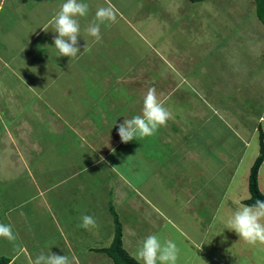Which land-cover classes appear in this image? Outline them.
Here are the masks:
<instances>
[{
  "label": "crops",
  "instance_id": "0c3cea01",
  "mask_svg": "<svg viewBox=\"0 0 264 264\" xmlns=\"http://www.w3.org/2000/svg\"><path fill=\"white\" fill-rule=\"evenodd\" d=\"M86 2L90 5V15L81 20L82 26L94 18L98 7L111 6L117 19L115 22H107L101 26L102 39L107 30L117 33L115 27L118 21L123 20L128 28L126 33L129 35V41H134L133 34H135L137 40L139 37L142 42H147L152 47L156 46L153 47V52L160 54L158 51L162 48L153 41L154 37L139 29L138 19L135 16L123 14L117 0H86ZM7 3L8 0H0V20L7 12L14 18L11 20L13 22L10 18L8 21L4 20L6 25L2 26L3 30L8 31L15 25L16 31L20 28L21 30L16 37H12V43L7 42L4 37L0 42V52L3 53V56L0 55V71L5 72L3 78L5 84L3 87L0 86L2 89L0 93L3 97L11 93L16 94L18 98L13 103L34 104L37 100L40 105L36 107V111L45 110L42 121L49 131L47 137L54 134L49 139L54 143L53 146L50 145L54 154L53 157L50 156L48 162L37 161L36 155L32 158L24 155V150L35 152L36 149L40 151L43 148L38 140H35L32 148L21 143L31 133L29 122L32 120H27L26 116H23L25 120L18 127H14L20 130L19 133L7 134L11 145L7 150L17 152L18 160L12 164L26 169L37 183L43 182L45 167H42L49 166V176L54 181L50 185V207L51 211H54V224L57 228L64 229L62 224H66L67 228L64 230L67 232L80 229L83 233L82 241L88 236V241L95 242L92 244L88 242V247H93V250L107 248L113 243L115 236L113 210L122 225L123 247L133 258L146 236L159 234L164 240H177V245L191 247V254L188 256L192 259L190 264H200L201 259L202 262L210 259L215 264H255L257 259L254 261L251 258L254 253L260 257L257 264H264V245H249L239 240L236 233L228 230L212 240L208 236L210 231L221 233L224 230V226L218 223L214 229L211 228L218 212L222 210L228 213L237 204L251 199L249 177L260 155V142L258 141L259 149L254 147L257 156L249 167H244L243 162L249 143L242 131L235 133L237 131L234 130L233 124L224 122L213 103L203 98L206 95L200 88L201 78H197V83L193 82V87L197 92L200 89L202 101L205 103L203 107L206 111L212 110V114L205 111L202 114H195L194 111L184 110L185 115L188 119L194 115L192 119L194 120L205 114L203 117L206 118L205 123L212 116L218 117L217 119L223 123L222 128L240 140L241 151L237 152L233 146L229 149V145L225 147L217 144V136H208L199 141L203 125L183 123L186 119L180 117L177 109L168 103L169 96L178 91L176 85L167 82L162 84L167 90L163 89V86H155L153 82L146 80L144 70L136 74L135 62L126 74L121 72L115 74L116 66L125 59L124 57L121 60L119 56L125 53L118 51L107 55V66L105 59L98 57L102 52V48L98 46L102 39L94 42L93 38L86 37V42L81 37L79 46L82 53L78 59L71 62L68 57H57L56 51L49 46L53 45L55 35L51 31L50 21L59 10L61 0H13L8 8ZM128 17L133 19V22L130 23ZM113 39L114 37H111L110 43ZM8 49L10 53L12 50L13 54L5 58ZM89 51L95 52L93 58L87 64L81 63ZM110 56L115 58L109 60ZM32 58L36 59V67L31 68L29 65ZM34 70L36 75L30 77V74H34ZM128 72H133V77L125 79L130 75ZM203 73L207 76L206 80L211 77L207 69H203L202 75ZM113 75H118L115 84L123 87H126L123 83L129 85L122 96L105 101L106 92L102 84L105 83L109 87L110 82L108 84L107 81ZM5 85L7 89L4 88ZM131 85L137 86L138 90L142 91L140 98H137V94L132 96ZM150 88L156 90L158 98L172 113V118L166 125L181 128L180 133L175 137L177 130H169L159 139L152 136L123 143L118 135L119 124L124 118H131L141 113L143 97ZM87 92H94L95 97ZM159 93L162 95L159 96ZM79 97H82L81 101H74ZM182 97V100L189 99V96ZM8 100L13 99L11 97ZM67 102L76 105L69 108L62 107L59 111L60 104ZM73 107L83 111L78 114ZM34 110L32 106L31 111ZM225 111L223 112L228 113ZM261 122H264V111L257 123ZM166 125L160 128L164 129ZM8 126L9 123L5 125L7 128ZM238 134H241L243 139H240ZM255 134L259 139V130L256 128L251 134L252 137ZM211 139L216 140L213 141L216 144L211 143ZM171 143L174 144L172 147H170ZM217 145L221 147L215 151ZM58 149L60 153L56 154ZM61 157L64 158L63 161L60 160ZM263 171L264 163L258 176L259 188L264 194ZM71 181L77 182L75 188L79 189L78 194L73 193L75 188L68 189L71 188ZM63 187L67 188L65 197L58 194ZM39 190L40 194L46 192L42 191L41 186ZM54 192L57 194H53ZM64 199L67 204L62 202ZM62 207L65 209L61 210ZM69 212L75 215V218ZM102 214L105 220L96 219V216ZM172 214L183 215L185 222H175L173 216L176 215ZM84 215H90L95 219L94 227L88 229L81 227ZM82 233H74L71 236L78 240ZM138 262L142 264L141 261Z\"/></svg>",
  "mask_w": 264,
  "mask_h": 264
},
{
  "label": "rangeland",
  "instance_id": "374dc122",
  "mask_svg": "<svg viewBox=\"0 0 264 264\" xmlns=\"http://www.w3.org/2000/svg\"><path fill=\"white\" fill-rule=\"evenodd\" d=\"M117 1L123 14L135 16L138 19L139 29L149 36L152 35L153 41L162 49L158 51L160 54L157 55V52H153V47L156 46L152 47L149 43L142 42L139 37L137 40L135 34L133 36L136 42L129 41V35L126 33L128 28L124 21L120 20L115 27L117 33L112 30H107L104 33L103 41L98 45L102 48L98 57L105 59L106 62H104L108 66L107 55L118 53V51L124 52L125 55L119 57L121 60L124 57L125 59L116 66L115 74L119 72L126 74L129 67L135 62L137 64L134 68L137 69L136 74L144 70L146 80L153 82L155 86H163L166 82L176 85L178 91L169 96L168 103L177 109V114L180 117L186 119L183 123L192 122L198 126L203 125L199 141L208 136H217V144L229 145V149L233 146L237 152L241 151L240 140L222 128L223 123L217 119L218 117L212 116L205 123L206 118H203L205 114L194 120H192L194 115L189 119L185 115L184 110L194 111L195 114H202L204 111L212 114V110L204 109L205 103L202 99L213 103L221 113L219 117L229 125V122L233 124L234 130L237 131L235 133L240 131L244 133L243 136L249 146L243 165L246 168L249 167L254 157L257 156L254 147L259 149L257 134L254 137L251 134L255 128L258 130L259 127L264 132V122L257 123L259 116L264 111V26L256 15L255 0H208L199 3H192L189 0ZM12 2L13 0H8L7 8ZM9 18L11 21L14 17L7 12L2 15L0 20V42L4 37L7 42L12 43V37H16L21 30L20 28L16 31V25L8 31L3 30L2 26L6 25L4 20L8 21ZM128 18L130 23L133 22V19ZM111 37H114L112 43H110ZM94 53V51H89L81 63L87 64L93 58ZM11 54H13L12 50L10 53L8 49V55L5 58L10 57ZM0 55L3 56V53L0 52ZM112 57L115 58V56H110L109 60ZM30 63L31 68L36 67L35 58H32ZM203 69H207V73L211 75L208 80L204 73L202 75ZM33 72L34 74H30V77L36 75V70ZM110 73L113 74L112 71ZM128 74H130L129 77L125 79L133 77V72H128ZM117 76L113 75L110 80L108 79L109 87L105 83L102 84L106 92L105 101L122 96L123 91L129 85V83H123L126 86L123 87L120 84H115ZM4 77L5 72L1 70L0 86L2 87L5 84ZM106 77L108 78V73ZM197 78H201L199 80L200 88L206 95L201 91L205 96L203 98L200 89L197 92L193 87V82L197 83ZM4 88L7 89L6 85ZM130 88L132 96L137 94V98H140L139 95L142 91H139L138 87L134 85H131ZM163 89L167 90V87L163 86ZM95 90L97 92V89ZM87 93L95 97L94 92ZM183 95L189 96V99L182 100ZM11 97L13 100L9 101L8 99ZM17 98L16 94L11 93L9 96L3 97L0 93V223L11 225L15 234V239L12 241L0 238V259L5 257L11 260L10 264H33L36 256L52 252L61 256L66 255L69 264H114L107 255L94 252L93 247H88V242L95 243L88 241V236L82 241L83 233L80 232V229L67 232L64 230L67 228L66 224H62L64 229L57 228L54 224V211L52 212L50 207V185L54 181L49 176V166L42 167H45L43 182L37 183L33 176L30 177L26 169L12 164V162L16 163L18 155L16 151L7 150L11 146L7 134L20 132L14 127H18L25 120L23 116L32 121L29 122L31 133L28 137H24L25 140L21 143L32 148L35 140H38L43 145L40 151L37 149L35 152L24 150V155L26 154L25 156L30 158L36 155L37 161L48 162L50 156L53 157L54 154V151L50 149V145L53 146L54 143L49 140L54 134L47 137L49 131L42 121L45 110L36 111V107L40 105L36 102L37 100L34 101V104L13 103ZM77 100L81 101L82 97L74 99V101ZM75 105L72 102L60 104L59 111L62 107L69 108ZM32 106L34 111H31ZM179 107L182 108L179 109ZM73 108L78 114L83 111L78 107ZM224 110L228 113H224ZM13 122L16 123L13 125L11 124ZM7 123H9L8 128L5 127ZM162 128H159L154 137L162 138L164 132H169V130H177L174 136L178 137L181 129L169 125ZM243 136L238 134L240 139H243ZM58 138L60 139L61 136ZM62 138L64 137L62 136ZM216 140L211 139V143L216 144L213 142ZM173 145L171 143L170 147ZM218 147V145L215 146V151L218 150ZM55 153H60V150H56ZM60 160L63 161L64 158L61 157ZM76 185L77 182L71 181V188L68 189L71 190ZM40 186L42 191L46 192L40 194ZM64 187L58 191L59 196L65 197L67 188ZM78 191L79 189L75 188L73 193L78 194ZM62 202L67 204L66 199ZM62 209L65 208L62 207ZM71 216L75 218V215L71 214ZM104 217L102 214L96 216V219L105 220ZM173 219L175 222H185L183 215L173 216ZM74 233H82V235L76 240L71 236ZM173 241L178 243L177 240ZM79 242H81L80 245ZM177 246L180 249L178 264H183L185 261L184 264H190L192 259H189L188 256L191 254V247L181 244ZM251 258L254 261L257 259L258 262L260 257L254 253ZM257 262L255 261V264ZM203 263L215 264L210 259H206L204 262L201 259L200 264Z\"/></svg>",
  "mask_w": 264,
  "mask_h": 264
},
{
  "label": "clouds",
  "instance_id": "9594fccd",
  "mask_svg": "<svg viewBox=\"0 0 264 264\" xmlns=\"http://www.w3.org/2000/svg\"><path fill=\"white\" fill-rule=\"evenodd\" d=\"M89 15L90 5L86 0H61L59 10L50 21L51 31L55 35L53 45L49 46L56 51L57 57H68L70 62L78 59L82 53L80 38L87 42L86 37H90L94 42H99L102 39L101 26L117 19L111 6H101L96 9L94 18L82 26L81 20ZM43 29L49 31L47 28ZM171 118V111L158 98L156 90L150 88L143 97L141 113L124 118L119 124L118 135L123 143L152 137ZM95 223L92 216L84 215L81 227L88 229L94 227ZM217 223L222 224L224 230L221 233L210 231L208 236L211 240L228 230L236 233L239 240L249 245H264V200H256L254 204L239 203L228 213L221 210L214 218L211 228L214 229ZM0 238L9 241L15 239L11 225L0 223ZM179 257L180 249L177 244L172 240L162 239L159 234L146 236L134 255L142 264H178ZM33 264H69V261L66 255L50 252L36 256Z\"/></svg>",
  "mask_w": 264,
  "mask_h": 264
},
{
  "label": "trees",
  "instance_id": "16d2710c",
  "mask_svg": "<svg viewBox=\"0 0 264 264\" xmlns=\"http://www.w3.org/2000/svg\"><path fill=\"white\" fill-rule=\"evenodd\" d=\"M192 3L205 2L208 0H189ZM256 4V15L259 21L264 26V0H255ZM264 63V54H263ZM259 142H260V155L256 159L249 177V190L251 193V199L246 201V204H254L256 200H264V194L260 191L258 184V176L261 166L264 163V132L261 127H259ZM112 214L115 220V236L113 243L110 247L96 249L94 252L102 253L107 255L114 264H141L135 258L130 256L123 247V229L122 225L118 219V216L112 210ZM11 260L3 257L0 259V264H10Z\"/></svg>",
  "mask_w": 264,
  "mask_h": 264
}]
</instances>
